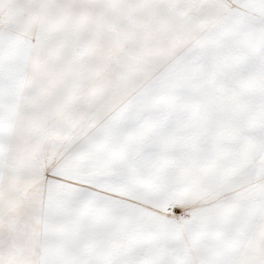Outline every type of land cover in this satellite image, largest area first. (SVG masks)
Segmentation results:
<instances>
[{
	"label": "snow or ice",
	"instance_id": "6c2138e0",
	"mask_svg": "<svg viewBox=\"0 0 264 264\" xmlns=\"http://www.w3.org/2000/svg\"><path fill=\"white\" fill-rule=\"evenodd\" d=\"M0 264H264V0H0Z\"/></svg>",
	"mask_w": 264,
	"mask_h": 264
}]
</instances>
